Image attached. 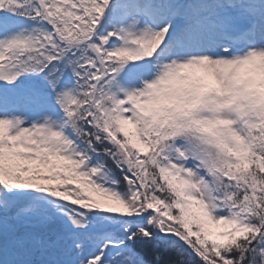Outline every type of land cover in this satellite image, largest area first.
I'll use <instances>...</instances> for the list:
<instances>
[{
	"label": "snow or ice",
	"instance_id": "6c2138e0",
	"mask_svg": "<svg viewBox=\"0 0 264 264\" xmlns=\"http://www.w3.org/2000/svg\"><path fill=\"white\" fill-rule=\"evenodd\" d=\"M0 264H264V0H0Z\"/></svg>",
	"mask_w": 264,
	"mask_h": 264
}]
</instances>
